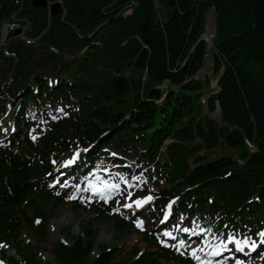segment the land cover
Masks as SVG:
<instances>
[{
    "label": "trees",
    "instance_id": "1",
    "mask_svg": "<svg viewBox=\"0 0 264 264\" xmlns=\"http://www.w3.org/2000/svg\"><path fill=\"white\" fill-rule=\"evenodd\" d=\"M59 1L62 10L53 17L32 0H0V29L15 14L30 19L32 36L45 32L41 45L48 50L35 55L12 40L14 65L0 49V111L1 81L12 70L7 97L23 100L16 132L0 146V244L16 258L6 251L0 256L11 264H52L44 259L50 249L57 264H195L167 248L125 252L106 245L91 261L95 231L80 233L71 246L46 244L49 214L40 203H61L47 189L51 156L71 146L88 149L86 163L118 150L145 166L169 169L168 188L155 194L154 223L178 197L174 218L200 216L234 232L264 229V0H50ZM213 9L217 25L209 48L202 37ZM209 55L215 88L210 78H200ZM43 102L76 103L79 110L36 144L26 112ZM218 112L220 121L212 117ZM217 149L237 157L198 156ZM83 210L118 236L136 231L134 223L111 214V205ZM33 227L36 245L23 237ZM143 239L157 241L153 233Z\"/></svg>",
    "mask_w": 264,
    "mask_h": 264
},
{
    "label": "rangeland",
    "instance_id": "2",
    "mask_svg": "<svg viewBox=\"0 0 264 264\" xmlns=\"http://www.w3.org/2000/svg\"><path fill=\"white\" fill-rule=\"evenodd\" d=\"M208 40L210 42V46H212V38H209ZM30 51L32 54L41 55L46 53L48 50L40 44L31 48ZM2 63L3 66L6 64V62ZM211 68L212 58L211 55H209L207 65L200 73V78H210L212 85V82L215 81V78L212 75ZM6 74L7 73H4L3 76ZM5 80V78L2 79V86ZM213 86H215V83H213ZM10 103L11 101L7 98V96H5V100L2 101V109L0 112L2 115H4L6 107H10ZM71 104L72 105H62L57 103L43 102L41 104L32 103L29 105L26 112V117L30 118V120L33 122L31 137L33 138L34 143L37 144V140H41L44 137V134L51 130V127L55 122H58L70 115H75L76 112H78L79 104ZM7 116H5V120H7ZM212 117L217 119V121H220L218 114H214ZM83 153L84 151L82 148L75 149L73 146H71L63 152L51 156L54 171L51 181H49L47 184V189L50 191L51 195L61 197V203H40L41 210L44 213L49 214L48 220L45 223L47 225L46 244L48 245L62 242L71 246L74 244L76 237L80 233L82 234V232L86 231H95L97 233V242L90 257V260L93 261V259L100 253V249L98 248L99 245H101V248L106 245L108 249H112L117 246H124L125 252L130 251L133 246L139 247L141 252H155L159 249V246L162 247L163 245H172L178 248L179 240L185 239L191 242L190 247H199L203 250L213 245H221L222 247L223 243L233 240L238 241L241 246L245 245L243 248H250L248 245L253 242L252 240H257L259 237V230L254 228L251 229V231H254L253 237L248 234L247 231L233 233V231L227 229L224 232L215 229V226L210 221L202 220L200 218H191L190 220H187V225L184 223V219L182 217H180V219L174 220V222H170L173 218L172 212L174 214V207L177 205V201H173L170 203L171 209H168L167 211L166 221H160L155 227L156 230L153 232L156 235V238H158V241L156 243L154 241H152V243L145 242L141 232H150L152 230L151 227L153 225V218L151 217V211L153 203L145 209L132 211H130L128 207H124V205H132L138 198L142 196H155V192L157 190L168 186V183H166L165 179L169 174V169H159V167L151 168L149 166H144V164L136 162L134 155L129 154L126 151L111 150L104 153L99 159L95 160L93 165H89L88 172L85 171V173H78L75 172L77 171L75 169L71 170L70 166L76 161L79 162V159L82 158ZM215 154L217 155L216 157L224 155L237 157L234 152L226 149H217L213 152L203 150L198 154V156H201L206 160H210L215 158ZM69 160H73L74 162L72 164H68L67 161ZM83 164L85 163L81 160L78 166ZM188 164L191 166V168L195 167V162H193V160H190ZM158 169L159 172H157ZM118 172L129 181V184H131L132 187H129L128 184L124 183L123 179L116 175ZM133 176H142L143 179L133 181L131 179ZM81 179L83 180L81 181ZM104 181H112L120 185L119 190L107 192L105 195L109 198L103 199L105 202H114L111 206V214L115 213L122 215L126 220L134 222V224L142 222L143 226H140V231L134 232L130 236H118L112 225L102 223L101 221L97 220L96 217H93V215H91L89 212L83 210L85 208L83 206L89 207V205L94 203V201L102 199L101 195L98 196V194H96L93 196L92 191L94 187L97 186L103 188ZM72 200L75 201L77 205L80 204L82 207L79 209L77 206L76 209H71L69 202ZM184 228H189L192 231L186 233L182 230ZM201 228L205 229V231L201 232ZM35 229L36 228L33 227V229L26 230L23 233V237L26 238L27 241L33 242L34 245L37 244ZM165 232H171L175 239L166 236ZM192 232H195L196 239H198L197 241L190 240L191 234H193ZM217 237H219V239H217ZM162 240L166 241L167 244L161 243ZM221 241L223 242L222 244ZM12 254H14L13 251L8 253V255ZM200 255H202V252ZM204 258L206 259V256ZM44 259L51 262L52 264H57L54 256L50 252V249H46V252H44ZM252 260L253 261L249 264H264L262 257H256ZM0 261H2L3 264H10V262L1 257ZM216 263L217 262L213 261V264ZM226 264H233V262H227Z\"/></svg>",
    "mask_w": 264,
    "mask_h": 264
},
{
    "label": "snow or ice",
    "instance_id": "3",
    "mask_svg": "<svg viewBox=\"0 0 264 264\" xmlns=\"http://www.w3.org/2000/svg\"><path fill=\"white\" fill-rule=\"evenodd\" d=\"M5 131H7V129H5ZM35 138V137H34ZM77 155H79V154H77ZM113 155H115V154H113ZM74 161L73 160H69V161H67V163L68 164H72ZM116 175L118 176V177H120L121 179H123V181H124V183L125 184H128L129 185V187H132V185L131 184H129V181L121 174V173H116ZM133 181H136V180H142L143 179V177L142 176H133L132 178H131ZM119 187H120V185L119 184H117V183H114V182H112V181H104L103 182V188H99L98 186L97 187H94V191H99L100 193H101V198L102 199H104V198H109V197H106V193L107 192H110V191H117V190H119ZM129 198H131V197H129ZM153 199H155V197H153V196H151V195H148V196H142V197H140V198H138L136 201H135V204H136V207L137 208H140V207H142L144 204H148L150 201H152ZM124 207H131V205L130 204H125L124 205ZM168 207H169V209H171V204H169L168 205ZM37 222H39V221H37ZM138 224H139V226H143L142 225V222H138ZM184 232H191L192 230L191 229H189V228H184V229H182ZM200 231L201 232H203V231H205V229H203V228H201L200 229ZM165 235L166 236H169V237H172L173 239H175V237H173V234L171 233V232H165ZM258 235L260 236V237H264V230H262V231H260L259 233H258ZM217 239H219V237H217ZM234 239V238H233ZM262 242H264V241H262ZM161 243H165V244H167V242L166 241H161ZM223 242L221 241V244H222ZM237 244H239V242L237 241L236 242ZM190 244H191V242L190 241H187V240H185V239H180L179 240V247L177 248V250L178 251H182V252H184L185 254H188V255H191V257L194 259V260H196L197 261V264H213V262L210 260V259H205L204 258V256H202V255H200V253L201 252H203L204 250L202 249V248H199V247H190ZM167 246H172V245H167ZM249 247H251V248H255L256 247V245L254 244V243H251V244H249L248 245ZM185 250H187V251H185ZM223 249L222 248H220V249H217V250H214V251H212L211 253H210V255H213V256H218V255H220V252L222 251ZM239 250L240 251H243V248H239ZM0 264H3V262L2 261H0ZM236 264H243V262L242 261H240V260H237L236 261Z\"/></svg>",
    "mask_w": 264,
    "mask_h": 264
},
{
    "label": "built area",
    "instance_id": "4",
    "mask_svg": "<svg viewBox=\"0 0 264 264\" xmlns=\"http://www.w3.org/2000/svg\"><path fill=\"white\" fill-rule=\"evenodd\" d=\"M20 30L21 33L18 36L19 39L23 40L28 45L36 43L37 39H31L27 37V34L31 31V22L27 18H18L16 15L12 17V21L5 24L3 27V41L5 36L13 31Z\"/></svg>",
    "mask_w": 264,
    "mask_h": 264
},
{
    "label": "water",
    "instance_id": "5",
    "mask_svg": "<svg viewBox=\"0 0 264 264\" xmlns=\"http://www.w3.org/2000/svg\"><path fill=\"white\" fill-rule=\"evenodd\" d=\"M32 4L36 7V8H47L48 4H49V0H33ZM61 12V5L59 3H54L51 6V15L53 17H56L57 15H59ZM210 17H212L213 19V23L215 25V31L214 33H212L211 35H214L216 32V25H217V20H216V13H215V9H213L209 15L207 16V20H206V25L210 20ZM19 31L16 32V34H18ZM205 36V35H204ZM202 37V39L206 40L205 37Z\"/></svg>",
    "mask_w": 264,
    "mask_h": 264
},
{
    "label": "bare ground",
    "instance_id": "6",
    "mask_svg": "<svg viewBox=\"0 0 264 264\" xmlns=\"http://www.w3.org/2000/svg\"><path fill=\"white\" fill-rule=\"evenodd\" d=\"M214 31H215V25H214V23H213V19H212V17H210V20H209V22L207 23V31H206V34H205V36H206V38L207 39H209L210 38V35L212 34V33H214ZM100 188V187H99ZM213 251V250H212ZM211 251V252H212Z\"/></svg>",
    "mask_w": 264,
    "mask_h": 264
}]
</instances>
